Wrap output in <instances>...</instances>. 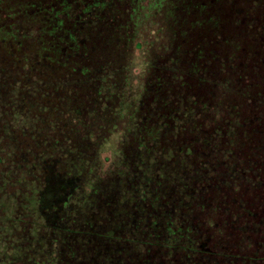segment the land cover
Masks as SVG:
<instances>
[{
	"label": "trees",
	"instance_id": "1",
	"mask_svg": "<svg viewBox=\"0 0 264 264\" xmlns=\"http://www.w3.org/2000/svg\"><path fill=\"white\" fill-rule=\"evenodd\" d=\"M0 88L2 129H33L0 133V172L39 165L47 228L70 230L63 154L115 135L132 168L188 162V202L133 177L139 264H264V0H0Z\"/></svg>",
	"mask_w": 264,
	"mask_h": 264
},
{
	"label": "rangeland",
	"instance_id": "2",
	"mask_svg": "<svg viewBox=\"0 0 264 264\" xmlns=\"http://www.w3.org/2000/svg\"><path fill=\"white\" fill-rule=\"evenodd\" d=\"M139 63L135 59L132 65ZM4 103L0 88V105ZM17 121L19 124L20 120ZM6 125L4 129L0 126V133L5 136H12V130L30 127L29 122L16 127L14 119ZM120 141L115 135L105 140L98 149L96 165L86 162L75 151L63 154L65 170L78 179L76 198L70 201L67 210L71 213L67 231L73 235L45 226L46 216L39 208V196L44 189L39 165L31 161L21 170L9 167L0 172V264H10L38 252L47 255L49 264H139L142 247L131 237L135 216L129 209L138 195H143V190L141 185H134L133 177L146 182L155 175L160 178V193L166 197L179 193L178 199L188 202V162L170 151L152 156L140 151L136 167L132 168L123 164ZM13 184L23 188H19L20 192L16 189L9 192L7 185ZM56 185H61L59 179ZM25 218L29 222L23 226Z\"/></svg>",
	"mask_w": 264,
	"mask_h": 264
}]
</instances>
